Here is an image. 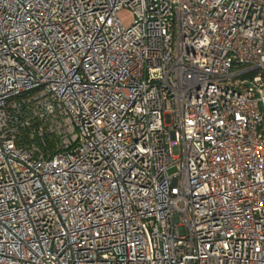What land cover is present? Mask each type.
Masks as SVG:
<instances>
[{
	"label": "built area",
	"instance_id": "1",
	"mask_svg": "<svg viewBox=\"0 0 264 264\" xmlns=\"http://www.w3.org/2000/svg\"><path fill=\"white\" fill-rule=\"evenodd\" d=\"M262 124L264 0H0V264H264Z\"/></svg>",
	"mask_w": 264,
	"mask_h": 264
},
{
	"label": "rangeland",
	"instance_id": "2",
	"mask_svg": "<svg viewBox=\"0 0 264 264\" xmlns=\"http://www.w3.org/2000/svg\"><path fill=\"white\" fill-rule=\"evenodd\" d=\"M119 18L122 20V22L126 25L130 24L132 16L129 10L123 9L118 12ZM264 126V124H262Z\"/></svg>",
	"mask_w": 264,
	"mask_h": 264
}]
</instances>
